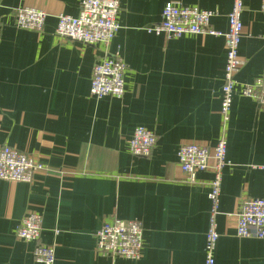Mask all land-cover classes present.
<instances>
[{"label": "crops", "instance_id": "crops-1", "mask_svg": "<svg viewBox=\"0 0 264 264\" xmlns=\"http://www.w3.org/2000/svg\"><path fill=\"white\" fill-rule=\"evenodd\" d=\"M82 0H2L0 5V148L23 152L46 166L31 183L0 180V264H38L33 244L15 230L27 213L42 216L39 242L54 245V264H203L210 172L187 182L180 146L227 144L214 264H264V240L236 236L246 199H264V105L236 89L230 119L219 115L225 67L222 37L149 33L167 3L217 12L227 31L233 0H119V30L107 48L55 35L57 17H76ZM46 13L41 31L15 27L14 11ZM238 83L264 73V14L260 0H243ZM119 55L127 66L121 99L89 95L94 64ZM152 131L148 157L128 143L138 127ZM142 222L141 258L100 256L94 234L110 218Z\"/></svg>", "mask_w": 264, "mask_h": 264}, {"label": "built area", "instance_id": "built-area-1", "mask_svg": "<svg viewBox=\"0 0 264 264\" xmlns=\"http://www.w3.org/2000/svg\"><path fill=\"white\" fill-rule=\"evenodd\" d=\"M0 0V5H1ZM260 10L264 14V0H260ZM243 0H233L227 14V31H215L210 24L217 16L216 11L204 10L197 6L173 5L167 3L160 22L147 28L149 33L163 34L168 38L184 35H210L222 37L225 46V67L220 91L219 115L222 125L230 119V109L235 91L256 104L264 105V73L250 83L240 84L236 76L242 66L238 48L242 38L241 14ZM119 0H82L76 17L59 15L55 35L64 40L84 45L107 48L119 30L117 15ZM15 27L25 31H41L47 17L43 11L21 7L14 11ZM127 66L119 55V49L96 64L91 71L89 95L95 99L111 97L121 99L125 93V73ZM156 135L144 127H136L128 143L133 157H148L156 145ZM227 144L220 138L215 146L204 147L189 143L177 150V163L187 182L194 183L196 174L210 172L208 200L210 212L208 229L205 234L204 262L214 264V250L219 238L216 231V217L219 215V198L223 170L229 166L226 161ZM264 170V166H253ZM46 170V166L16 149L0 148V180L31 183L34 175ZM42 216L27 213L15 230L17 239L33 244L32 258L38 264H54V245L40 244ZM144 229L138 219L124 221L114 217L102 223L94 234L95 250L102 257L121 258L138 261L144 246ZM236 236L244 239L264 240V199H246L241 202L236 222Z\"/></svg>", "mask_w": 264, "mask_h": 264}]
</instances>
